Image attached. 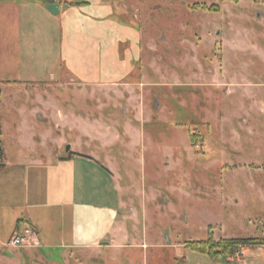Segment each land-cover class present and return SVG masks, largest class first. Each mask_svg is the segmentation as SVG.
Listing matches in <instances>:
<instances>
[{
	"label": "rangeland",
	"instance_id": "374dc122",
	"mask_svg": "<svg viewBox=\"0 0 264 264\" xmlns=\"http://www.w3.org/2000/svg\"><path fill=\"white\" fill-rule=\"evenodd\" d=\"M120 4L114 29L131 31L119 83L83 85L59 68L43 82L0 84V165L94 155L123 187L119 232L110 246L62 252L31 235L0 244V264H264V245L230 262L189 248L264 238V0ZM69 7L73 32H89L84 6Z\"/></svg>",
	"mask_w": 264,
	"mask_h": 264
},
{
	"label": "crops",
	"instance_id": "0c3cea01",
	"mask_svg": "<svg viewBox=\"0 0 264 264\" xmlns=\"http://www.w3.org/2000/svg\"><path fill=\"white\" fill-rule=\"evenodd\" d=\"M39 1L0 3V41L9 46L0 55V84L43 82L53 79L59 68L83 85L123 80L119 52L130 29L123 27L121 36L120 27L114 29L115 20L126 12L122 0H55L57 14ZM70 5L84 6L85 20L92 23L89 32H73ZM101 19L110 23L104 31L96 23ZM135 63L122 73H129ZM122 190L111 167L91 154L73 151L46 161H6L0 167V244L28 226L43 251L110 246V236L120 228Z\"/></svg>",
	"mask_w": 264,
	"mask_h": 264
},
{
	"label": "trees",
	"instance_id": "16d2710c",
	"mask_svg": "<svg viewBox=\"0 0 264 264\" xmlns=\"http://www.w3.org/2000/svg\"><path fill=\"white\" fill-rule=\"evenodd\" d=\"M1 157V149H0ZM2 165H0L1 167ZM264 238H223L217 242L212 239L208 241L196 242L189 245V248L203 253L210 258H215L217 260L228 261L232 258L235 253H238L243 247L251 246H263Z\"/></svg>",
	"mask_w": 264,
	"mask_h": 264
},
{
	"label": "built area",
	"instance_id": "2783aa9c",
	"mask_svg": "<svg viewBox=\"0 0 264 264\" xmlns=\"http://www.w3.org/2000/svg\"><path fill=\"white\" fill-rule=\"evenodd\" d=\"M31 235H33V232L30 229V227L27 226L24 229L19 230L18 232L15 231L10 236L6 244L12 245V246L23 244L31 237Z\"/></svg>",
	"mask_w": 264,
	"mask_h": 264
},
{
	"label": "water",
	"instance_id": "95a60500",
	"mask_svg": "<svg viewBox=\"0 0 264 264\" xmlns=\"http://www.w3.org/2000/svg\"><path fill=\"white\" fill-rule=\"evenodd\" d=\"M45 2V7L46 9L52 13V14H57L59 11V7L55 3V0H43ZM69 146H66V150L68 149Z\"/></svg>",
	"mask_w": 264,
	"mask_h": 264
},
{
	"label": "flooded vegetation",
	"instance_id": "af4514ba",
	"mask_svg": "<svg viewBox=\"0 0 264 264\" xmlns=\"http://www.w3.org/2000/svg\"><path fill=\"white\" fill-rule=\"evenodd\" d=\"M19 230H17V232H18Z\"/></svg>",
	"mask_w": 264,
	"mask_h": 264
}]
</instances>
